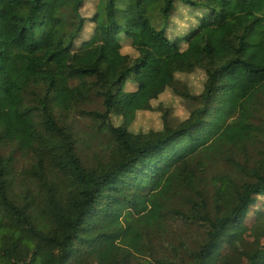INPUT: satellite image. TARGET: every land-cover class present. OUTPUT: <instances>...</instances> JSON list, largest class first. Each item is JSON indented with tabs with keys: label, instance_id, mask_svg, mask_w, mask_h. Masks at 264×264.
Wrapping results in <instances>:
<instances>
[{
	"label": "trees",
	"instance_id": "obj_1",
	"mask_svg": "<svg viewBox=\"0 0 264 264\" xmlns=\"http://www.w3.org/2000/svg\"><path fill=\"white\" fill-rule=\"evenodd\" d=\"M255 1L0 0V104L39 116L40 148L70 178L0 136V264H264V230L248 240L264 214ZM32 62L44 93L11 109ZM171 96L185 107L157 121Z\"/></svg>",
	"mask_w": 264,
	"mask_h": 264
},
{
	"label": "rangeland",
	"instance_id": "obj_2",
	"mask_svg": "<svg viewBox=\"0 0 264 264\" xmlns=\"http://www.w3.org/2000/svg\"><path fill=\"white\" fill-rule=\"evenodd\" d=\"M256 4H259L261 0H256ZM253 20V16L248 15L243 20L242 28L245 24H248ZM195 27L199 25V22L193 24ZM191 26L187 28L190 29ZM219 49L223 50V42H219ZM225 57H229L228 53H224ZM245 57L250 62L256 65L264 64V47L251 48L248 47L245 52ZM30 69L31 75L24 76L19 80L18 87L25 90L26 94L23 97H13L9 103V107L14 109L16 106L28 103L35 105L37 103V96H42L44 89L42 87V81L37 77L36 64L31 63ZM193 81V80H191ZM74 93L69 89H63L52 93L50 98V109L52 112L61 117L65 115L71 105ZM174 113L180 112L185 107V101L171 96L168 106L163 109V106L159 104L155 105L152 114L157 121L165 120V113L168 111ZM0 120L7 122L5 130H0V136L4 140L10 143V141L17 140L19 145V152L23 147L24 155L38 154L42 158V166L45 169L46 175L51 182L56 183L59 186H66L70 182V178L67 175H63L52 165V161L49 160L47 154L40 148V139L42 137V129L40 125V118L35 113L22 112L18 116L14 117L9 114L0 104ZM14 143V142H11ZM21 153V152H20ZM22 154V155H23ZM264 230V214H258L256 212L251 216L250 233L248 240H254L259 233ZM264 237V235H262Z\"/></svg>",
	"mask_w": 264,
	"mask_h": 264
},
{
	"label": "clouds",
	"instance_id": "obj_3",
	"mask_svg": "<svg viewBox=\"0 0 264 264\" xmlns=\"http://www.w3.org/2000/svg\"><path fill=\"white\" fill-rule=\"evenodd\" d=\"M220 42V41H219Z\"/></svg>",
	"mask_w": 264,
	"mask_h": 264
}]
</instances>
